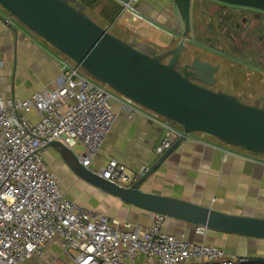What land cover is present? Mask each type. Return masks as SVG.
I'll return each mask as SVG.
<instances>
[{
    "label": "built area",
    "instance_id": "obj_1",
    "mask_svg": "<svg viewBox=\"0 0 264 264\" xmlns=\"http://www.w3.org/2000/svg\"><path fill=\"white\" fill-rule=\"evenodd\" d=\"M137 1L121 5L130 10ZM61 73L62 84L55 90L42 89L27 100L5 98L0 81V264L41 259L51 243H59L77 264H127L140 256L158 264H247L249 259L166 234L163 215L157 214L149 229L122 231L114 225L125 227L123 223L65 195L45 163V154L52 143L60 142L90 169L116 123L112 99L125 113L163 126L167 135L162 151L182 136L183 129L114 93L69 59L61 62ZM98 174L125 187L136 178L115 160Z\"/></svg>",
    "mask_w": 264,
    "mask_h": 264
},
{
    "label": "crops",
    "instance_id": "obj_2",
    "mask_svg": "<svg viewBox=\"0 0 264 264\" xmlns=\"http://www.w3.org/2000/svg\"><path fill=\"white\" fill-rule=\"evenodd\" d=\"M79 1L92 5L90 7L95 9L93 13L87 8L91 18L103 28L117 27L120 34L125 35L122 40L127 43L149 45L163 51L172 49L180 41L175 34L182 32L183 24L172 0H138L130 10H124L121 5V1L125 0ZM208 1L194 0L193 4H210ZM115 10L117 14L113 16ZM39 52L46 56L45 60L40 58ZM59 59L37 41L30 29L0 5V81L1 93L5 98H16L5 81L11 76L15 79L18 63H21L24 75L27 74L22 79H29L32 84L42 81L41 85L30 87L31 90L20 95L19 100H27L43 88L55 90L62 84L58 81L61 73ZM111 106L117 118L116 123L90 169L101 173L110 161L115 160L126 167L130 176L137 177L157 161L167 132L151 119L125 113L116 99H113ZM51 151L55 156H51ZM44 160L69 199L126 225H114L115 229H149L154 224L156 214L128 205L79 179L55 149H49ZM53 166L61 170L60 177L52 169ZM63 183H66L64 188ZM143 190L229 215L264 219V155L229 147L208 135H193L168 158L143 186ZM163 231L190 245H208L230 256L264 261L263 239L212 230L199 233L196 226L175 219H167ZM40 261L41 264H77L59 243L47 245ZM127 264L158 262L140 256Z\"/></svg>",
    "mask_w": 264,
    "mask_h": 264
},
{
    "label": "water",
    "instance_id": "obj_3",
    "mask_svg": "<svg viewBox=\"0 0 264 264\" xmlns=\"http://www.w3.org/2000/svg\"><path fill=\"white\" fill-rule=\"evenodd\" d=\"M182 22L179 45L164 54L149 46L127 43L97 24L79 0H0L12 17L41 37L91 77L183 129L182 136L128 186H120L82 166L60 142L50 145L82 181L144 211L196 227L264 240V219L234 216L172 197L145 192L143 186L181 145L195 134L264 155V105H248L235 96L194 83L177 70L191 30L194 0H172ZM264 13V0H209ZM168 58V63L164 61ZM199 72L200 69L192 67ZM264 101V99H263Z\"/></svg>",
    "mask_w": 264,
    "mask_h": 264
},
{
    "label": "flooded vegetation",
    "instance_id": "obj_4",
    "mask_svg": "<svg viewBox=\"0 0 264 264\" xmlns=\"http://www.w3.org/2000/svg\"><path fill=\"white\" fill-rule=\"evenodd\" d=\"M208 2L210 4L199 2L192 6L191 30L177 70L187 73L194 83L235 96L245 104L262 107L264 94L251 104L247 101L251 93L242 88L241 81L234 80L230 72L242 70L248 86L255 76L264 78V13ZM172 49L157 50L164 54ZM192 67L200 71L195 72Z\"/></svg>",
    "mask_w": 264,
    "mask_h": 264
},
{
    "label": "rangeland",
    "instance_id": "obj_5",
    "mask_svg": "<svg viewBox=\"0 0 264 264\" xmlns=\"http://www.w3.org/2000/svg\"><path fill=\"white\" fill-rule=\"evenodd\" d=\"M125 1H129V0H125ZM193 3H194V1H193ZM192 6H193V4H192ZM90 10H91L92 13L95 11L94 8H90ZM92 15H94V14H92ZM94 18H95V16H94ZM93 21H95V20L93 19ZM109 31H110L111 34L115 35L116 37L120 38L121 40L125 39V35L120 34V32H119L117 27L110 28ZM34 35H35L37 41L40 42L42 45H44L55 57L60 58L59 60H61V62L68 59L66 56H64L61 52H59L57 49H55L53 46H51L49 43H47L41 37L37 36L35 33H34ZM160 41L164 42L163 39H160ZM45 57H46L45 55L40 53V58L41 59L45 60ZM183 59L185 60V58H183ZM21 66H22L21 63H18V65H16L15 79H12V76H11V79L10 78H6V81H5L6 86L8 87V89L11 92L15 93L16 99H19L18 97H20V95H22L23 93H27L29 90H31L30 87H36V85L38 86V85L42 84L41 83L42 81H39V80L36 81L35 84H32V82L29 81V79H22V77L26 76L27 74L24 75L25 73H24V70H22ZM0 67H2V65H0ZM1 69H3V68H1ZM230 73H231V76L233 77L234 80L241 81L242 88L248 89V91L251 93L252 96H249V98L247 100L251 104L253 103V101H254V99L256 97H259L260 95L264 94V78H262L260 76H255L253 78V81L249 84L250 86H248L247 82L245 81L247 79V76L245 75V73L242 70H240V69H232ZM58 81H61V73H59V75H58ZM244 81H245L246 84H243ZM43 89H48V88H43ZM112 101H113V99L111 100V102ZM172 126H174L176 128H180V126L175 124V123H172ZM195 135H197V134H195ZM50 153H51V156H55V153L53 151H51ZM251 154H253V153H251ZM52 169L54 170V172H56L57 176L60 177L61 170H57L56 167H54V166H53ZM64 187H66V183H63V188ZM28 263L41 264V261H40L39 258H33L31 260V262H27L26 264H28Z\"/></svg>",
    "mask_w": 264,
    "mask_h": 264
},
{
    "label": "trees",
    "instance_id": "obj_6",
    "mask_svg": "<svg viewBox=\"0 0 264 264\" xmlns=\"http://www.w3.org/2000/svg\"><path fill=\"white\" fill-rule=\"evenodd\" d=\"M84 4H85V3H84ZM85 6H86V8H88V7H89V8H92V7H90V6H92V5H90V4H88V5L85 4ZM87 14H88V13H87ZM116 14H117V12H116V10H115V11L113 12V16L116 15ZM247 264H264V261H252V260L250 261V260H249V262H248Z\"/></svg>",
    "mask_w": 264,
    "mask_h": 264
}]
</instances>
